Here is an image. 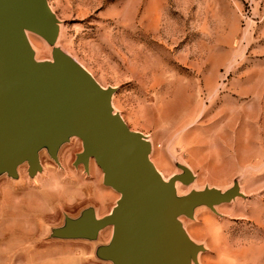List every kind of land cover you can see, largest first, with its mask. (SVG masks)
Wrapping results in <instances>:
<instances>
[{"label": "rangeland", "instance_id": "374dc122", "mask_svg": "<svg viewBox=\"0 0 264 264\" xmlns=\"http://www.w3.org/2000/svg\"><path fill=\"white\" fill-rule=\"evenodd\" d=\"M47 1L59 34L51 45L27 33L35 59L58 48L114 89V113L151 143L160 177L193 176L175 183L178 197L238 185L243 197L179 217L204 249L197 263L264 264V0ZM81 152L71 138L58 163L39 152L34 176L26 163L0 174V264H113L98 256L111 226L93 240L54 235L89 209L106 216L119 197L93 159L87 172L74 165Z\"/></svg>", "mask_w": 264, "mask_h": 264}, {"label": "water", "instance_id": "95a60500", "mask_svg": "<svg viewBox=\"0 0 264 264\" xmlns=\"http://www.w3.org/2000/svg\"><path fill=\"white\" fill-rule=\"evenodd\" d=\"M26 33L56 43L59 23L48 1L0 0V174L16 177L26 163L34 176L41 150L58 163L60 146L78 138L82 152L74 165L87 172L93 159L103 184L119 197L106 216L98 219L89 209L54 235L93 240L111 226L110 242L98 256L113 264H198L204 249L190 240L179 217L192 219L198 206L214 212L243 197L238 185L178 197L175 183L188 185L193 176L185 170L168 181L160 177L149 158L151 143L114 113V89H103L58 48L52 60H36Z\"/></svg>", "mask_w": 264, "mask_h": 264}, {"label": "crops", "instance_id": "0c3cea01", "mask_svg": "<svg viewBox=\"0 0 264 264\" xmlns=\"http://www.w3.org/2000/svg\"><path fill=\"white\" fill-rule=\"evenodd\" d=\"M107 197L108 196H106V195H104V196H101V198L99 199V201H100V204L103 206V208H107V203H108V200H107Z\"/></svg>", "mask_w": 264, "mask_h": 264}, {"label": "bare ground", "instance_id": "6f19581e", "mask_svg": "<svg viewBox=\"0 0 264 264\" xmlns=\"http://www.w3.org/2000/svg\"><path fill=\"white\" fill-rule=\"evenodd\" d=\"M27 34V33H26ZM27 39H28V42H29V44H30V46H31V48L33 49V45H34V43H33V41L27 36ZM51 62V61H50ZM41 160V159H40ZM41 163V162H40ZM175 191H176V189H175ZM191 241H193L192 239H190ZM194 242V241H193Z\"/></svg>", "mask_w": 264, "mask_h": 264}]
</instances>
